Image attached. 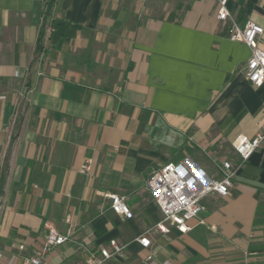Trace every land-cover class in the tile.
I'll return each mask as SVG.
<instances>
[{
  "label": "crops",
  "instance_id": "1",
  "mask_svg": "<svg viewBox=\"0 0 264 264\" xmlns=\"http://www.w3.org/2000/svg\"><path fill=\"white\" fill-rule=\"evenodd\" d=\"M46 4L0 0V264H22L44 222L64 233L68 218L73 241L44 264H86L84 247L112 240L126 255L107 264H264V146L245 163L233 149L264 130V85L247 78L250 50L229 39L217 4L56 0L45 22ZM228 7L240 24L264 25V0ZM54 19L79 26L75 37L53 44ZM223 161L237 168L234 186L205 199L204 223L153 231L149 250L135 242L161 219L152 171L185 162L218 178ZM113 194L127 195L133 219L113 213Z\"/></svg>",
  "mask_w": 264,
  "mask_h": 264
},
{
  "label": "built area",
  "instance_id": "2",
  "mask_svg": "<svg viewBox=\"0 0 264 264\" xmlns=\"http://www.w3.org/2000/svg\"><path fill=\"white\" fill-rule=\"evenodd\" d=\"M48 1L46 0V2ZM210 1L217 4V19L230 23L229 39L232 42L243 43L249 48L250 57L245 67V73L255 87H262L264 85V49L262 48L264 46V25L251 19H248L243 25L240 24L229 10L230 0ZM45 32L48 38L51 37L54 32L51 23L47 24ZM15 75L19 76L18 73ZM4 98L0 97V99ZM263 146L264 130L255 137L240 135L233 142V149L241 163L247 162ZM94 166V160L88 159L81 165L80 173L89 177L93 173ZM217 168L220 173L218 178H211L200 168L192 167L185 162L166 163L152 171L147 179L146 187L161 213V219L153 229L139 235L135 242L139 243L143 249L149 250L152 247L151 233L153 231L169 235L175 228L181 234H186L193 230L191 225L193 221L204 223L203 216L207 212L204 204L205 199L212 195L228 197L234 186L237 168L229 161L221 162ZM109 199L114 214L122 220L134 218L127 195L113 194L109 195ZM66 221L68 229L64 233L59 231L52 222L45 221L43 244L33 249L29 256H23L22 264H44L56 248L70 244L73 241L75 225L72 224L70 218ZM212 229L214 230L215 227ZM12 248L22 253L25 251L26 244L21 243ZM84 249L89 256L86 264H107L115 257L124 258L127 245L112 240L105 247L97 249L84 247ZM3 257L4 253L0 250V260ZM152 260L153 255L150 254L147 261Z\"/></svg>",
  "mask_w": 264,
  "mask_h": 264
},
{
  "label": "trees",
  "instance_id": "3",
  "mask_svg": "<svg viewBox=\"0 0 264 264\" xmlns=\"http://www.w3.org/2000/svg\"><path fill=\"white\" fill-rule=\"evenodd\" d=\"M56 0H49L47 2V14L50 15V12L55 4ZM51 26L54 29V32L52 33L50 39L51 42L54 44L56 43L59 39L64 38L66 40H70L73 37H75L77 31L79 30V26L68 23L64 20L60 19H54L51 21Z\"/></svg>",
  "mask_w": 264,
  "mask_h": 264
}]
</instances>
